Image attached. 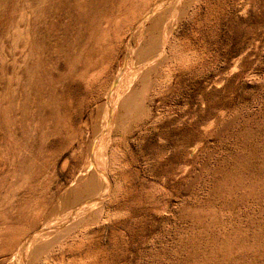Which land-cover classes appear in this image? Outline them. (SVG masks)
I'll return each instance as SVG.
<instances>
[{
  "label": "rangeland",
  "instance_id": "obj_1",
  "mask_svg": "<svg viewBox=\"0 0 264 264\" xmlns=\"http://www.w3.org/2000/svg\"><path fill=\"white\" fill-rule=\"evenodd\" d=\"M0 264H264V0H0Z\"/></svg>",
  "mask_w": 264,
  "mask_h": 264
},
{
  "label": "bare ground",
  "instance_id": "obj_2",
  "mask_svg": "<svg viewBox=\"0 0 264 264\" xmlns=\"http://www.w3.org/2000/svg\"><path fill=\"white\" fill-rule=\"evenodd\" d=\"M165 3V2H164ZM160 4H162L161 2L160 3H157V4H155L151 9H150V11H149V13H147V15H145L146 16V18H148V17H150L151 15H153L152 13L153 12H155V10H157L161 5ZM161 10V9H160ZM160 13V12H159ZM158 13V14H159ZM157 14V13H156ZM161 16V15H160ZM141 25L142 24H140V27H141ZM137 27V26H136ZM169 27V26H168ZM151 28V27H150ZM137 29V28H136ZM136 29L134 30V31H136ZM164 29V28H163ZM144 30H146V29H144ZM143 30V31H144ZM149 30V29H148ZM138 32L140 31L139 29L137 30ZM141 31H142V29H141ZM142 31V32H143ZM166 31V30H165ZM137 32V33H138ZM148 32V31H147ZM154 32V31H153ZM167 32V31H166ZM140 34H141V32H140ZM153 36V35H152ZM134 37V36H133ZM138 37V36H137ZM155 37V36H154ZM160 37H161V40H159L160 41V46H159V49L156 47V43L154 42V41H149V45H146V47L144 48L143 46H141L142 48H144V49H142L141 47H140V49H142L143 51H142V53L143 54H145V55H148V58H150V60L149 61H146L145 60V57H144V60L146 61V62H144V63H142V66H146L147 65V63H149V62H153V61H156L157 59H159V56H160V54H161V52H162V49L164 48V46H165V43H166V40H167V33H164L162 36L160 35ZM147 38V37H146ZM159 38V37H158ZM151 40H152V38H151ZM138 41V40H137ZM142 41V40H141ZM145 42H147L146 40H145ZM145 44V43H144ZM158 44V43H157ZM158 44V45H159ZM155 48H157L158 50L157 51H155ZM130 49V48H129ZM129 51V50H128ZM140 51V50H139ZM138 51V52H139ZM165 51V50H164ZM137 52V51H136ZM135 52V53H136ZM137 52V53H138ZM153 52H154V54H153ZM130 54V53H129ZM153 54V55H152ZM164 54V53H163ZM141 54L139 53V56H140ZM150 55V56H149ZM147 57V56H146ZM142 58H143V56H142ZM140 60H142V59H140ZM159 61H160V59H159ZM140 63H141V61H140ZM157 63H158V61H157ZM150 68H152L153 66H154V64H153V66L151 67L150 65H148ZM141 67V66H140ZM149 68V69H150ZM133 69V68H132ZM148 69V70H149ZM129 70H131V68L129 69ZM128 70V71H129ZM140 70V69H139ZM142 70V69H141ZM133 72V71H132ZM132 72H129L130 73V75L128 76V77H126L125 75H126V71L125 72H123V74L120 76V78H119V76L118 77H116V79H115V81L111 84V87L108 89V92H107V96H109L108 98H110V96H111V98L110 99H108L104 104H105V122L103 123L104 124V126L102 127V126H100L101 127V132L104 134V133H109V131H110V129L112 130V128H111V125L113 124L112 122L114 121V117H115V115H116V109H117V107L119 106L121 109H123L124 110V112L126 113L125 115H120V116H122V118L124 117V116H126L127 115V113L128 114H130L129 112H131L133 109H138V107L139 106H141V105H139V104H142L141 103V99L143 98V96L145 95L144 93H143V90H145V88L144 89H142V91L140 90V91H129L130 93L127 95V96H125L124 95V92H125V90L126 89H128L129 88V86H130V83L132 82V77L134 76L133 74H132ZM141 72V71H140ZM139 72V73H140ZM128 73V74H129ZM137 73V72H136ZM143 74H146V73H143ZM124 76V78L122 79V77ZM141 76H142V74H141ZM138 79V78H137ZM135 80V78L133 79V81ZM145 80V79H144ZM142 84V83H141ZM143 84H144V82H143ZM149 84V86H150V82L148 83ZM147 84V85H148ZM146 87H148V86H146ZM136 89V88H135ZM147 90H148V88H146ZM130 90V89H129ZM146 92V91H145ZM128 93V92H127ZM143 95V96H142ZM145 97V96H144ZM118 101H120V102H118ZM144 102H145V100H144ZM103 103H102V105H103ZM119 104H121V105H119ZM144 104V103H143ZM142 104V105H143ZM101 105V104H100ZM99 105V106H100ZM103 107V106H102ZM141 107H143V106H141ZM101 110H102V112H104L103 111V108H101V107H99ZM120 108H119V110H120ZM145 108V107H144ZM143 108V109H144ZM100 110V111H101ZM135 110V111H136ZM145 110V109H144ZM142 112H143V110H141ZM137 112V111H136ZM132 113V112H131ZM135 113V112H134ZM139 113H140V111H139ZM136 114V113H135ZM139 115V114H138ZM131 116V115H130ZM127 117V116H126ZM137 117V116H136ZM127 118H129V117H127ZM140 118V117H139ZM125 119V118H124ZM131 120V119H130ZM135 121V120H134ZM118 123V122H117ZM134 123V122H133ZM99 124H100V122H99ZM125 124V123H124ZM127 124V123H126ZM125 124V125H126ZM124 125V126H125ZM122 127V126H121ZM115 128H117V127H115ZM126 127H124V129H125ZM119 129V128H118ZM117 130V129H116ZM119 130H121V129H119ZM126 131V130H125ZM127 132V131H126ZM97 139V138H96ZM99 139V138H98ZM108 141V140H107ZM107 141L105 142V138H101L100 137V140L99 141H97V143H95V141L91 144V147H90V151L88 152V157H86V158H88L89 159V162H90V167L93 169V172L94 173H96V175H98L99 176V179H103V176H104V172H103V169L102 168H104V165H103V163L107 160L106 158H105V152L106 151H104L106 148L104 147V146H107L108 144H107ZM105 144H104V143ZM102 161H104V162H102ZM87 164H88V161H87ZM86 167V166H85ZM89 167V166H88ZM91 168H90V170H91ZM83 171V170H82ZM88 171V170H87ZM92 172V173H93ZM84 173H86V172H84ZM101 173V174H100ZM82 177V176H81ZM80 177V178H81ZM84 177H85V174H84ZM97 177V176H96ZM86 179V178H85ZM98 179V180H99ZM80 180V179H79ZM83 180V179H82ZM94 180H95V178H94ZM96 180H97V178H96ZM95 180V181H96ZM97 180V181H98ZM85 181V180H84ZM97 181H96V183H97ZM94 181L92 180V178L91 179H89V180H87V182L82 186V188L81 189H79V190H77V191H75V192H73L74 193V196H75V198L77 199V200H79V201H81V204L83 203H85L86 201L91 205V203L90 202H97V201H99V199L101 198H103V197H105V195H104V193L105 192H107V191H105V190H108L109 189V186H110V184H109V182H107V183H105V184H103L102 185V183H100L102 186H101V189H98V191L96 192L95 191V193H93V190L95 189V185H94V183H93ZM99 183V182H98ZM97 185V184H96ZM98 186V185H97ZM98 188H99V186H98ZM97 189V188H96ZM95 189V190H96ZM72 192V191H71ZM110 192V191H109ZM72 195V194H71ZM73 196V197H74ZM86 196H89V197H87V198H89L88 200H86ZM103 196V197H102ZM76 202V201H75ZM77 203V202H76ZM83 207H81V209H82ZM65 219H67V218H65ZM48 225V224H47ZM62 224H60V226H61ZM65 225V224H64ZM45 226V225H44ZM59 228V226H57V224H56V226L54 225V226H46V227H44L43 229H44V231L45 232H48V231H57V229ZM42 230V229H41ZM59 230V229H58ZM43 237H45L44 236V234L42 233H38V234H36V235H33V236H31L30 238H28L27 240H25V241H23L24 243H22L21 244V246H20V248H19V250H18V252L21 254V256H23L25 253L24 252H26L28 249L30 250V248L31 247H33V246H35V245H37L38 243H40V241H38V240H42V238ZM38 242V243H37ZM37 243V244H36ZM34 249V248H33ZM32 250V249H31ZM37 251H40L39 249H36L35 250V252H37ZM38 253V252H37ZM40 253V252H39ZM29 254V253H28ZM31 254V253H30ZM30 254H29V256H30ZM32 254H34V252L32 253ZM31 254V255H32ZM27 255V254H26ZM36 255V254H35ZM34 255V256H35ZM33 256V255H32ZM21 260V259H20Z\"/></svg>",
  "mask_w": 264,
  "mask_h": 264
}]
</instances>
